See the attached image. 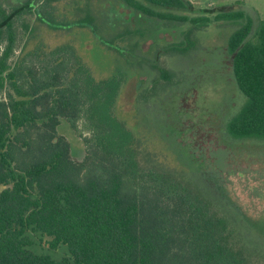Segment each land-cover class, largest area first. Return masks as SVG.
I'll use <instances>...</instances> for the list:
<instances>
[{"label":"trees","instance_id":"16d2710c","mask_svg":"<svg viewBox=\"0 0 264 264\" xmlns=\"http://www.w3.org/2000/svg\"><path fill=\"white\" fill-rule=\"evenodd\" d=\"M144 1L182 12L193 6L186 0ZM128 2L161 19L211 21ZM35 5L24 0L9 9L0 0V264H264L244 232L245 216L221 191L215 196L204 189L205 172H192L204 176L201 187L192 174L155 164L118 116L123 73L96 79L70 44L16 57L22 39L17 19ZM217 17L238 24L227 50L245 95L227 132L238 140H264V19L256 24L240 9ZM38 18L54 29L67 26ZM160 73L168 80L165 70ZM63 120L81 135L83 122V160L73 158L60 132ZM29 231L49 237L52 249L67 245L70 256L34 252Z\"/></svg>","mask_w":264,"mask_h":264},{"label":"rangeland","instance_id":"374dc122","mask_svg":"<svg viewBox=\"0 0 264 264\" xmlns=\"http://www.w3.org/2000/svg\"><path fill=\"white\" fill-rule=\"evenodd\" d=\"M23 1L5 0L9 9ZM142 1L158 11L209 16L211 21L203 26L148 16L128 0H35V9L17 19L22 39L16 57L70 44L96 79L123 73L126 80L117 114L141 138L152 162L192 174L200 183L204 176L192 172H205L206 185L200 186L215 196L221 191L226 203L245 216L244 232L252 238L250 246L258 248L255 254L262 257L264 140H238L227 132V122L243 106L245 95L234 79L227 50L228 36L238 24L217 16L240 9L257 24L264 19V0H186L193 5L187 12ZM39 14L67 26L51 28L39 20ZM80 130L88 135L83 122ZM60 132L70 141L73 158L83 160L81 133L65 120ZM216 202L222 203V198ZM28 234L34 252L54 259L70 256L67 245L52 249L49 237L40 231Z\"/></svg>","mask_w":264,"mask_h":264}]
</instances>
